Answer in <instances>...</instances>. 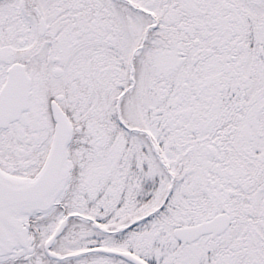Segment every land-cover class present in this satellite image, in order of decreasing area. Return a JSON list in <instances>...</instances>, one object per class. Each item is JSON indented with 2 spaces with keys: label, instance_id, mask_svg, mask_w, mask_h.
<instances>
[{
  "label": "snow or ice",
  "instance_id": "obj_1",
  "mask_svg": "<svg viewBox=\"0 0 264 264\" xmlns=\"http://www.w3.org/2000/svg\"><path fill=\"white\" fill-rule=\"evenodd\" d=\"M0 264H264V0H0Z\"/></svg>",
  "mask_w": 264,
  "mask_h": 264
}]
</instances>
